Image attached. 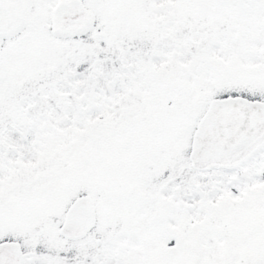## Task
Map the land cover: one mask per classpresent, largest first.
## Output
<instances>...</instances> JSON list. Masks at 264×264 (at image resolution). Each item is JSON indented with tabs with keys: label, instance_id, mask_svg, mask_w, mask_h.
I'll use <instances>...</instances> for the list:
<instances>
[{
	"label": "snow or ice",
	"instance_id": "obj_1",
	"mask_svg": "<svg viewBox=\"0 0 264 264\" xmlns=\"http://www.w3.org/2000/svg\"><path fill=\"white\" fill-rule=\"evenodd\" d=\"M0 264H264V0H0Z\"/></svg>",
	"mask_w": 264,
	"mask_h": 264
}]
</instances>
